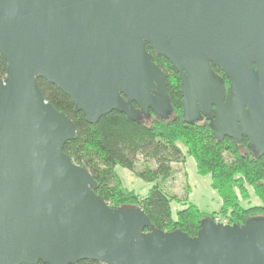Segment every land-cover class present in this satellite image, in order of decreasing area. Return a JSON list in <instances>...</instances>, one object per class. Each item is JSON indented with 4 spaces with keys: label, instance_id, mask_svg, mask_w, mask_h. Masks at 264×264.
<instances>
[{
    "label": "water",
    "instance_id": "1",
    "mask_svg": "<svg viewBox=\"0 0 264 264\" xmlns=\"http://www.w3.org/2000/svg\"><path fill=\"white\" fill-rule=\"evenodd\" d=\"M153 54L178 73L184 123L264 155V0H0V264H264L263 215L161 231L139 207L109 206L63 152L75 127L37 79L89 124L112 111L165 121Z\"/></svg>",
    "mask_w": 264,
    "mask_h": 264
},
{
    "label": "trees",
    "instance_id": "2",
    "mask_svg": "<svg viewBox=\"0 0 264 264\" xmlns=\"http://www.w3.org/2000/svg\"><path fill=\"white\" fill-rule=\"evenodd\" d=\"M146 48L149 50L148 46ZM153 61L166 75L173 113L165 121L152 116L134 122L112 111L97 123L89 124L81 112H74L69 97L45 80L37 79L45 100L64 113L75 127L76 138L64 144L63 152L90 173L97 185L94 193L109 206L139 207L161 231L180 230L194 237L204 217L241 225L248 217L264 216V155L253 157L245 138L239 143L226 137L215 140L207 120L184 123L178 73L161 56L153 54ZM5 69L6 62L0 56V78L5 76ZM213 69L227 88V79L218 69ZM139 156L152 161L151 166L137 175L152 184L143 197L123 188L115 171L118 166L132 169ZM186 157L192 158L198 175L209 176L210 188L219 199L218 210L202 212L186 198L172 214L171 199L161 183L174 173L172 164H180ZM248 188L259 200V205H242L249 198ZM76 264L101 263L80 261Z\"/></svg>",
    "mask_w": 264,
    "mask_h": 264
},
{
    "label": "rangeland",
    "instance_id": "3",
    "mask_svg": "<svg viewBox=\"0 0 264 264\" xmlns=\"http://www.w3.org/2000/svg\"><path fill=\"white\" fill-rule=\"evenodd\" d=\"M151 165V160L139 156L132 169L128 170L118 166L115 171L123 188L143 197L152 184L144 182L137 175L145 167ZM172 168L174 171L172 176L161 183L166 195L171 199L172 214L182 206L186 198L202 212L210 213L219 209V199L210 188L209 176H200L196 173L192 158L186 157L184 162L172 164ZM248 195V200L242 202L243 206L259 205V200L250 188H248ZM218 220L226 221V219Z\"/></svg>",
    "mask_w": 264,
    "mask_h": 264
},
{
    "label": "built area",
    "instance_id": "4",
    "mask_svg": "<svg viewBox=\"0 0 264 264\" xmlns=\"http://www.w3.org/2000/svg\"><path fill=\"white\" fill-rule=\"evenodd\" d=\"M215 222H217V223H226L225 220L224 221H221V220H218V219H215Z\"/></svg>",
    "mask_w": 264,
    "mask_h": 264
},
{
    "label": "flooded vegetation",
    "instance_id": "5",
    "mask_svg": "<svg viewBox=\"0 0 264 264\" xmlns=\"http://www.w3.org/2000/svg\"><path fill=\"white\" fill-rule=\"evenodd\" d=\"M204 120H205V119H204ZM204 120H203V121H204ZM203 121H202V122H203Z\"/></svg>",
    "mask_w": 264,
    "mask_h": 264
},
{
    "label": "crops",
    "instance_id": "6",
    "mask_svg": "<svg viewBox=\"0 0 264 264\" xmlns=\"http://www.w3.org/2000/svg\"><path fill=\"white\" fill-rule=\"evenodd\" d=\"M219 206H220V204H219Z\"/></svg>",
    "mask_w": 264,
    "mask_h": 264
}]
</instances>
